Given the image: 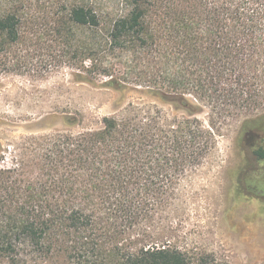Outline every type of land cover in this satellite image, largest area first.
I'll return each instance as SVG.
<instances>
[{
  "label": "trees",
  "instance_id": "trees-1",
  "mask_svg": "<svg viewBox=\"0 0 264 264\" xmlns=\"http://www.w3.org/2000/svg\"><path fill=\"white\" fill-rule=\"evenodd\" d=\"M39 24L78 56L77 80L101 69L138 100L34 137L30 171L0 167V264H192L157 219L231 120L264 160V0H0V71Z\"/></svg>",
  "mask_w": 264,
  "mask_h": 264
},
{
  "label": "rangeland",
  "instance_id": "rangeland-1",
  "mask_svg": "<svg viewBox=\"0 0 264 264\" xmlns=\"http://www.w3.org/2000/svg\"><path fill=\"white\" fill-rule=\"evenodd\" d=\"M25 37L6 72L0 71V167L16 155L27 164L20 165L23 172L30 171L31 156L20 153L34 137L100 128L102 117L138 100L133 90L105 87L101 69L92 82L77 80L80 59L48 27L39 24ZM69 117L74 124L66 123ZM239 125L238 119L229 122L210 158L181 183L176 201L157 219L165 238L188 252L192 264H264V160L237 143ZM17 264L62 263L31 256Z\"/></svg>",
  "mask_w": 264,
  "mask_h": 264
}]
</instances>
